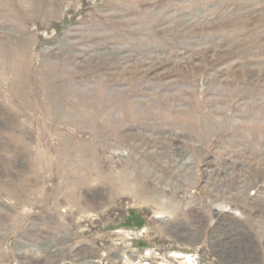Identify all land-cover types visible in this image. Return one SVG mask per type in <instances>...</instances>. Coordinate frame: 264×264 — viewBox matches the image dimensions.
Instances as JSON below:
<instances>
[{
  "label": "rangeland",
  "instance_id": "374dc122",
  "mask_svg": "<svg viewBox=\"0 0 264 264\" xmlns=\"http://www.w3.org/2000/svg\"><path fill=\"white\" fill-rule=\"evenodd\" d=\"M0 264H264V0H0Z\"/></svg>",
  "mask_w": 264,
  "mask_h": 264
}]
</instances>
